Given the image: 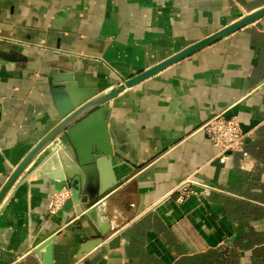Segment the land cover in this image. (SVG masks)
<instances>
[{
    "label": "crops",
    "instance_id": "obj_1",
    "mask_svg": "<svg viewBox=\"0 0 264 264\" xmlns=\"http://www.w3.org/2000/svg\"><path fill=\"white\" fill-rule=\"evenodd\" d=\"M262 7L264 0H0V188L56 115L53 70L76 72L88 59L98 86L109 88ZM108 103L123 157H112L110 172L126 180L104 213L82 226L64 225V205L51 216L41 152L0 203V264H41L33 246L53 232V264H264V16ZM233 108L240 124L255 126L246 155L231 153L217 173L201 126ZM94 232L103 241L80 256ZM115 236L119 244L109 247Z\"/></svg>",
    "mask_w": 264,
    "mask_h": 264
},
{
    "label": "water",
    "instance_id": "obj_2",
    "mask_svg": "<svg viewBox=\"0 0 264 264\" xmlns=\"http://www.w3.org/2000/svg\"><path fill=\"white\" fill-rule=\"evenodd\" d=\"M263 16L264 7L129 79L120 78V83L109 88L98 86L97 81L91 76L94 66L89 64L88 59H79L81 69L76 72L53 70L56 115L48 122L46 133L40 142L7 177L0 188V203L18 176L32 159L42 152L45 154L42 164L47 168L48 184L54 192L62 189L70 192L68 200L62 207V211L70 212L64 225L70 221L72 225H81L83 222L89 224L88 218L92 217L94 212L100 213L101 216L104 212L100 208L106 203L107 196L117 191L119 184L126 180L123 177L116 182L110 172L112 157H123L118 150L115 134L111 128V110L108 102L125 89L141 83L204 47L255 23ZM80 76L84 80L83 83L77 81ZM234 110L235 108L226 111L223 117L226 119L236 117ZM254 126V122L248 125L240 124V129L245 135ZM211 165L216 168L217 173L223 166L217 159ZM94 206L96 208L92 209ZM72 207H74V213L71 212ZM84 211L86 212L83 213ZM103 235L94 232V241L82 247L80 256L101 243L104 239ZM55 239L56 232H53L33 246V252L40 259L41 264H53ZM119 241L120 237L115 236L107 244L110 247L119 244Z\"/></svg>",
    "mask_w": 264,
    "mask_h": 264
},
{
    "label": "built area",
    "instance_id": "obj_3",
    "mask_svg": "<svg viewBox=\"0 0 264 264\" xmlns=\"http://www.w3.org/2000/svg\"><path fill=\"white\" fill-rule=\"evenodd\" d=\"M202 131L206 134L211 146H213L217 153L215 158L224 164L231 153L243 151L245 135L240 129V121L236 118L226 119L223 114H217L207 120L202 126ZM70 192L66 189L53 192L50 195L47 210L52 216L55 215L66 200L69 198Z\"/></svg>",
    "mask_w": 264,
    "mask_h": 264
}]
</instances>
